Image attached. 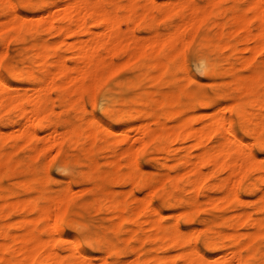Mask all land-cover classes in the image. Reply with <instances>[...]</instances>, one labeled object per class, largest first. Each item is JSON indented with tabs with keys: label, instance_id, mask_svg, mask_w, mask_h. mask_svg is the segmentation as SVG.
<instances>
[{
	"label": "bare ground",
	"instance_id": "bare-ground-1",
	"mask_svg": "<svg viewBox=\"0 0 264 264\" xmlns=\"http://www.w3.org/2000/svg\"><path fill=\"white\" fill-rule=\"evenodd\" d=\"M8 1L10 3L8 4L9 8L5 6L6 0H0L1 15L9 14V9L16 10V8L11 4V1ZM174 1H172V4H168V7L164 10V15H162L166 19H170L174 15L178 16L182 22L177 23V26L174 25L175 27H173V30L168 34L163 36L155 34L153 37L151 36L152 38H149L147 42L145 41V43H143L140 38L135 37L136 34L133 33H131V35L133 34L131 37L129 36L125 39L126 43L123 42L124 40L121 36L122 27L124 25L125 27L126 25H129L130 15L138 8V0H128V4L124 8L127 10V15L122 18L117 16L118 13L114 12V9L104 6L101 0H58L56 3L54 2V5L52 6L51 3L49 4L48 2H44L42 4L37 21L36 23L34 22L35 24H29L23 16L13 17L6 23L2 22L3 24L0 26V35H5L10 38L15 37L16 34H18V37L23 31L33 32L44 29L51 31L58 36L74 39L78 38V40H73L72 43L68 44L69 49L73 53L71 56L75 59L73 66H68L64 57L60 54V48L58 47L51 49L47 44H37L32 46L31 49L33 50L34 57L30 65H26L23 69L21 68L22 71L20 72L18 71L19 69H17V71H13L12 69L13 77H21V79L25 78L30 82L32 86L31 94L27 92L25 94L11 92V86L6 84L0 74V113L2 111L8 113L15 110L16 112H19L18 116L20 114L21 118L20 122H13L14 120L11 121V126L16 127V129H11V131L16 130V133H11L10 131V134H3L1 133L0 128V162L3 163L11 159L13 152H15V150H9V152L3 150L4 144L9 141L13 143V148H17L21 145L30 147L32 155L36 158L43 152L53 153V150H56L55 148L58 150L56 153H60L62 144L68 139L73 145L80 146L81 150L87 155L93 154V149L98 141H107L111 144L109 151L111 153L112 164H119L120 158L132 157V153H134V151L137 152V149H139L140 146L144 147L152 141L156 142L157 148L160 152L170 153L171 156L178 161V164L174 162L176 164L174 168H177V175L175 174L176 176L174 175L175 177H172L170 173L166 171L167 174L164 176H162L161 173H153L149 178L145 179L140 176L139 173L142 170L137 166V164H135V162V167L131 172L124 175L122 178L123 181H146L149 184H153L155 182L162 181L178 182L187 178L190 182L192 190L197 193L192 201L193 206H197L202 203L199 198V194L201 192V182L217 172H225L226 177L219 179L220 182L217 183V186L214 185L225 191L224 197H221L220 199L209 198L206 202L211 205L218 206L224 201L231 202L241 199L238 197L237 193H234L233 190V192H230V189H228L230 184L234 183L235 186L238 185L239 175L242 173L241 175L243 176L245 170L248 168L259 169L264 167L257 164L256 156L254 157L251 149L248 150L249 145H247V142H245L234 130L230 118L218 113L211 115L209 113H197L195 108L198 106L207 107L209 106V103L202 100L198 103L196 101L186 102L183 96L186 92L181 89V78L178 79L177 76L174 77V79H171L170 90L164 93L162 92L160 98L157 100H143L142 88L146 82L157 83L161 82L167 76H174L172 69L173 60L178 57L180 50L182 49L184 51L182 52L183 54H181L185 57L184 52L187 45L185 46L184 44L190 38V40H192V36L197 33L196 31H198L202 22L208 14L211 13L210 10L214 8L219 0H208V4L210 5L209 8L203 9L200 8V6L198 7V4L194 3V0ZM164 2L166 3V1ZM52 8H54L53 10L55 11V14L49 18L50 16H48V14ZM142 8L144 11L141 10L142 12L138 22L148 17L147 13L149 10H145L146 7ZM247 9L248 8H246V10ZM247 11L251 13V16L245 14L246 12L234 14L232 23L230 24L232 31H234L236 36L243 33L242 37L244 38L243 40H245L243 42L247 44L248 49H251V47L254 46V48L258 49V51L264 50V0H250L249 10ZM163 22L162 24H164ZM136 23L137 22L133 24L136 25ZM253 23L257 25V27L255 26L257 31L255 32L252 31ZM96 26L102 27L103 32H101L102 30H100L101 33L94 32L93 27ZM222 30L221 32H219V30V33L217 32L218 40H220V45L218 46L219 51L231 46V43L227 42L225 34ZM189 32L191 37L189 35V38L187 37L188 40L186 41V34ZM8 33H11L12 35L9 36ZM82 33H86L87 35H85L89 36V39L88 37L87 39L86 37L85 39L83 37V39H80L79 37ZM191 33L194 34L192 35ZM234 34L232 35L234 36ZM65 38L63 39V42H65ZM8 42L9 41H7V43ZM130 43L131 45H134V47L128 50V62L126 61V63L122 64V66L112 62H107L109 56L113 57L112 54L120 49L124 50ZM251 43L252 45H250ZM59 44L60 43H58V45ZM233 46H236V48L238 47L237 44H233ZM103 47L105 48V51H107V55L101 53V48ZM209 47V44L202 47V54L197 59L196 66L199 71H202L209 76H214V62H212L210 58ZM51 51L53 52L52 56ZM4 55H6V52L3 53L2 56L0 53V58L4 57ZM51 57L55 58V61L52 63L49 62V58ZM138 58H143L144 64L141 67L140 74L129 83L131 88L138 89L139 91V94L134 97L133 101L130 100L133 104L129 117L135 122L132 127L122 129L120 132H114L92 117L85 123L82 119V124H78L74 127L73 124L71 125L72 128L68 127L69 130L67 129L68 131L66 133H60L58 128L52 124V120H50V115L52 113L50 92L53 89L63 91L66 95L64 98L70 100L69 105L73 108H77L78 111L85 113L86 109L83 107L84 103L82 104V94L87 90H91V93L96 91L103 76L106 74L110 76L115 74L119 71V68L123 67L124 69V67L131 64L132 60L134 62ZM183 60L182 62H184ZM38 66L42 68L43 71L41 72H44L43 74L40 71V75L37 74L38 72L36 73ZM183 66L185 65L183 64ZM245 66H248V63H245ZM184 68H186V66ZM186 70L184 69V71ZM191 79L193 81V78L190 74H188L185 80L188 82L189 80L191 81ZM233 82L236 87L239 90L244 91V93H253L256 87L264 85V61L260 63V66L253 74L250 72V75L246 76L235 75ZM182 84L185 86L187 83L184 85L183 82ZM117 93L118 92L115 90H110L104 94L101 102V108L105 114L117 117L120 116L119 114H116V105L118 103V100H116ZM152 94L153 93H151V95ZM93 97L94 95L92 94L91 98ZM149 106L152 113L147 111ZM255 107H258L262 111L264 108L263 100L256 104L254 108ZM226 108H229V106ZM193 111L195 113L190 114ZM236 112L238 114L239 122L244 125L249 136H253L257 139L259 144L264 147V113H259V115L253 117V113H250L249 111L243 112V108L240 104L236 106ZM147 115L156 119V127L151 126V122H148L147 120ZM170 121L173 125H168V122ZM100 127L102 130L99 129ZM37 128L48 130V134L44 133V135L47 136L45 137L43 144L41 143L42 139L37 132ZM129 129H133L136 133L133 142L140 145L139 148L135 147L136 145L127 149L122 147L124 142L127 144L129 143L131 137V135H129L130 133H128ZM120 135L123 137H120ZM213 138L216 139V142L214 139L215 143H211V146L209 144ZM188 142L191 145H188ZM176 144H186L187 147L191 146L192 149L197 150L198 154L196 153V155H193L195 157L192 155L190 156L192 153L188 155L191 150H189V147L188 153H184V155H181V153L178 154V151L183 149L180 148L181 146L173 148V145ZM182 147H184V150L187 148L185 146ZM98 148L99 147H97V149ZM17 150H19V148H17L16 151ZM135 154L136 153H134V155ZM133 157L135 158V156ZM133 157L128 159V162L131 159L132 161L135 160ZM263 158L264 157H262V159ZM130 164L134 166L133 162ZM72 166V162L65 160L62 165V173L70 172ZM210 167L213 169L212 172H208L209 174H207L206 171V173H204L203 169ZM94 168L96 167L94 166ZM88 176V173H84L81 178L85 179ZM231 181L234 182L231 183ZM158 186H160V184ZM158 186L155 189H158ZM236 187L234 189L237 190ZM151 192L152 191L149 192L150 195H148V193L146 194L148 197L140 200L141 203L139 202L136 211H131L133 214H128V205L125 200H122L123 197L122 199H118L117 197L106 198L109 202V210L117 213V224L119 221H127L134 226L129 231L128 237L130 240L132 239L137 242L138 245L136 247L134 246L132 251L136 253L138 257L133 259V261L130 260V262L132 261L130 264H245L247 260L245 258L246 256L244 257L242 255L243 249H247L248 252H250L249 256L252 259L256 258L259 251L256 247L257 241L264 238V205L260 208L262 215L259 218H255L251 213L246 210H242L239 213H236V215L232 214L234 216V221L228 226L230 227L228 232L217 233L216 230L217 235L229 243V251H227L228 253L226 251V253L219 252L220 250L217 248V244L215 242L208 241L211 249L218 252L212 258V256L207 257L206 255H203L198 250L193 243L191 233L188 232V234L184 235V232H182L177 224L178 222H175V224L170 227L165 226L162 223L164 215L153 205L151 198L153 192ZM69 195L70 194L67 190L53 197H49L46 192H41L38 196L35 195L37 197L35 199L26 198L21 200L15 198L11 201H8L7 198L1 196L0 214L3 213L5 208H8L10 213L15 214V216L18 213L21 216L20 219L13 225L12 229L7 230L8 228H0V238L3 240L0 241V264H94V262L92 263L90 258L83 253L77 245L72 244L73 246H71L70 244L69 246L72 248H69V254L65 253V255L58 247V241L61 239L63 240L60 236L59 225L67 213L68 202L71 197ZM259 200L262 204H264V189L262 190ZM188 211L189 212L185 211V217L188 221H192V213L190 210ZM178 217L177 219H179ZM41 222L45 223V229L43 232L38 227ZM241 226H247V228L250 227L252 230L247 233H238L237 230ZM147 243L151 244L153 248L151 252H149L143 260H141L140 255L143 251L142 247ZM113 246L114 245L107 243L106 250L111 252L115 251L116 248ZM169 248L175 249L178 253H176V255L162 254L163 249L168 250ZM118 252L119 250L117 253ZM103 259H105V257ZM125 262H123V264H125ZM126 264H129V262H126Z\"/></svg>",
	"mask_w": 264,
	"mask_h": 264
},
{
	"label": "rangeland",
	"instance_id": "rangeland-1",
	"mask_svg": "<svg viewBox=\"0 0 264 264\" xmlns=\"http://www.w3.org/2000/svg\"><path fill=\"white\" fill-rule=\"evenodd\" d=\"M10 1L11 4L16 8V10L9 9V14H0V26L3 23L8 22L11 18L18 16L25 17L26 21L29 24H35L38 15L40 14L42 4L44 2H48L49 4L51 3L52 6L54 5V2L56 3L58 0ZM164 1H166V3ZM172 1L174 0H138V8L130 15L129 25H126V27L124 25L122 27L121 36L124 40L123 42L126 43L125 39L129 36L131 37L133 34H136L135 37L140 38L143 43H145V41L147 42L149 38H152L155 34L163 36L171 32L173 30V27H175L174 25L177 26V23L182 22L181 19L175 15L170 19H166L163 17L165 8L168 7V4H172ZM101 2L107 8L114 9V12L118 13L117 16H119V18L127 15V10H125L124 8L128 4V0H101ZM174 2H176V0ZM194 3L198 4L197 6H200V8L202 9L209 8L210 6L208 4V0H194ZM8 4L10 3L8 0H6L5 6L9 8ZM249 4L250 0H219L215 5L216 7L214 6V8L210 10L211 13L208 14V16L205 18V22H202L198 31H196L197 33L194 34V32V35L191 33L193 35L192 40H190L191 38L189 39L190 41L188 40L190 32L186 34V41L188 40L189 43L187 41L184 44L185 46L187 45L184 52L185 57H183L182 55V52L184 51L182 49L180 50V54L178 55V57L175 58L172 62L174 76H167L161 82L157 83L146 82L142 88V97L144 101L145 99L157 100L158 98H160L162 92L164 93L170 90L172 78L174 79V77L176 76L178 77V79L181 78V89L186 92L185 94H183L184 100L186 102L196 101L197 103L202 100L209 103V106L207 107L198 106L197 108H195V111L197 113H209L210 115L218 113L220 115H225L227 118H230L234 130L245 142H247V145L250 146V148L248 146V150L251 149L254 157L256 156L257 164L264 167V158L262 159V157H264V147H262L257 139H255L253 136H249L247 130H245L244 125L239 122L238 114L236 112V106L240 104L243 108V112L249 111L250 113H253V117L259 115V113H264V108L262 111L258 107L254 108V106L261 100H263L264 102V85L256 87L253 93H244V91L239 90L233 82L235 75L246 76L250 75V72L251 74H253L260 66V63L264 61V50L258 51V49L254 48V46H252L251 49H248L247 44L243 42L245 41L242 37L243 33L236 36V34H234V31H232L230 25L232 23L234 14L236 13L246 12L245 14L251 16V13L247 11L249 10ZM142 7H146L145 10L147 11L149 10L147 13L148 17L138 22L141 16V12L144 11ZM246 8L248 9L246 10ZM53 9L54 8L50 10V13L48 12V16H50L49 18H51L55 14V11ZM134 21L137 22L136 25L133 24L135 23ZM162 22L164 24H162ZM252 26V31H257V25L253 23ZM93 30L96 33H99L100 30H102L101 32H103V28L98 26L93 27ZM221 30L224 32L227 42L231 43V46L229 48L223 49L222 51H219L218 46L220 45V40H218L217 32H221ZM131 33L133 34L131 35ZM85 34L86 33H82L79 38L81 39L83 37L85 39L86 37L87 39L88 37L89 39V36H86L87 34ZM232 34H234V36ZM8 35L11 36L12 34L8 33ZM17 35L18 34H16V36L13 38L6 37L5 35H0L1 56L6 52V55L0 58V74L6 84L8 86H11V92H17L21 94H25L26 92L29 94L32 93V86L30 82L25 78L21 79V77H13L12 72L14 70L17 71V69H19L18 71L20 72L23 68L26 67V65H30L34 57L33 50L31 49L33 45L47 44L51 49L58 47L60 48L61 52L59 53L62 54L68 66L74 65L75 59L73 56H71L73 55V53L69 49L68 44L72 43L73 40L77 41L78 38H65L44 29L33 32L23 31L21 34H19L18 37ZM64 38L65 42H63ZM7 41L9 42L7 43ZM58 43L60 44L58 45ZM207 44H209L210 46V58L212 62H214V76H209L204 72L199 71L196 66V61L202 54V47ZM233 44H237L238 47H234ZM250 45H252V43ZM132 47H134V45H131L130 43L124 50L120 49L116 51L114 54H112L113 57H108L107 62H112L114 64L122 66V64H125L127 60L129 61V55L127 54L129 53L128 50ZM101 53L107 55V51H105L104 47L101 48ZM52 54L53 52L51 51V56ZM109 59H111L112 61ZM182 60L184 62H182ZM54 61V57L49 58V62L52 63ZM244 62L248 63V66H245ZM182 63L186 66V68H184L185 66H183ZM143 64V58H138L134 62L132 60L131 64L124 67V69L123 67L119 68V71H117L115 74L111 76L106 74L105 76H103L96 91L91 93V90H87L86 92H84L82 94V104L84 103L83 107L86 109L85 113L78 111L77 108L71 107L69 105L70 100L64 98L66 97V95L63 91L53 89L50 92L51 96L49 95L50 104H52V113L50 115L52 124L58 128L60 133H66L69 128H72L71 125L74 124V127L78 124H82V119L85 123L92 117L101 122L104 126H106V128L114 132H120L122 129H128L132 127L135 122L129 117V113L132 110V101L134 97L139 94V91L138 89L131 88L129 86V83L140 74ZM184 69H187L188 71H184ZM39 71H43L40 66H38V68L36 69V73L38 72V75H40ZM41 73L43 74L44 72ZM187 73L190 74V76L193 78V81L192 79L188 82L185 80L188 76ZM183 82L184 85L186 83L187 84L183 86ZM110 90H115L116 92H118L116 95V100H118V103L116 105V114L120 115L118 117L105 114L101 108L103 96ZM151 93L153 94L151 95ZM92 94L94 95V99L91 98ZM227 106H229V108H226ZM118 108L121 110H119ZM147 111L149 113H152L150 106L147 108ZM4 113V111L0 113L2 114L0 115L1 133L10 134L11 129H16L15 126H11V121L14 120L13 122H20V114L18 116L19 112H16L15 110H12L5 114ZM192 113L195 112L193 111L190 114ZM10 115L12 116V118ZM147 120L148 122H151L152 127H156V119L154 117L147 115ZM169 124L173 125L171 121L168 122V125ZM99 129L102 130L101 127ZM15 131L12 130L11 133ZM47 131L48 130L42 128H37V132L40 138L43 140H41L42 144L45 137L47 136L44 135V133L48 134ZM128 133H130L129 135H131L129 143L127 144L124 142L122 147L124 149H127L136 145L135 147L139 148L140 145L133 142L134 137L136 136L134 130L129 129ZM120 137L123 136L120 135ZM214 139L215 138L212 139L213 141L211 140L209 145L212 146L211 143L214 144L216 142V139L215 142ZM186 144H176L173 145V148L181 146L180 148H182L183 150L178 151V154L181 153V155H184V153H188V147L189 150L191 149L188 155L190 153H192L190 154V156L196 155V153L198 154L196 149H192L191 146L187 147ZM110 145L111 144L107 141H98L93 149V154L87 155L81 150L80 146L73 145L72 142L68 139L62 144L60 153H56V151L58 150L57 148H55L56 150H53V153L43 152L36 158L32 155L30 147L21 145L17 147L19 148V150L16 151L17 148L12 147V142H6L3 146V150L6 152H9V150H15L16 153L13 152L11 159L7 160L6 162H0V165L2 166H0V198L1 196H3L7 198L8 201H11L15 198L21 200L26 198L35 199L37 198L36 196H38L41 192H46L49 197H53L67 190L70 194L69 196L71 197L68 202L67 213L59 225L60 236L63 238V240L61 239L60 241H58V247L60 251L65 255V253L70 252L69 248H72L71 246L77 245L83 251V253H85L90 258L92 263L94 262V264H101L102 260V264H123V262L125 261L127 263L129 262L130 264L133 259L138 257L136 253L132 251L134 246L136 247L138 244L137 242H135V240L131 239V241L128 237L129 231L134 226L127 221H119V223L117 224V213L109 210V202L106 198L117 197L118 199H122L123 197L122 200H125L128 205V214H133V212L131 211H136L139 202L141 203L140 200L148 197V195H150L149 192L152 191L153 194L151 195V198L153 205L158 208L165 216H163L162 223L165 226L170 227L174 225L175 222H178L177 224L179 225L182 232H184V235L188 234V232L191 233L193 243L198 248V250L203 255H206L207 257L212 256V258L218 252L211 249L208 241L215 242L217 244V248L220 250L219 252L226 253L227 251H229V243L226 240L220 238L217 233L228 232L230 230V227L228 226L234 221V216L232 214L236 215V213H239L242 210H246L255 218H259L262 215L260 208L264 204H262L259 199L262 190L264 189V168H248L247 170H245L243 176L241 175V173V176L239 175L238 177L239 181L238 185H236L238 187L234 185V181H231V183L233 184H230L228 189H230V192L233 190L234 193H237L238 197L241 199H237L231 202L224 201L218 206L211 205L206 201H208L209 198L220 199L221 197H224L225 191L222 188H218L216 186L218 185L217 183L220 182L219 179H223V177H226V173L217 172L216 174L210 175L208 179L203 180V182H201L200 184L201 192L199 194V198L202 203L197 206H193L192 201L197 193L192 190L190 182L187 178H184L178 182L162 181L155 182L153 184H149L146 181H123L122 178L124 177V175L131 172L135 167V164H137V166L142 170L139 174L142 178L145 179L149 178L153 173H161L162 176H164L167 174L166 171L170 173L172 177H175L177 175V168L174 167L176 166V164H178V161L174 159L170 153L160 152L157 148L156 142L151 141L144 147L140 146L139 149L136 148L137 152L134 151L136 150L134 149L133 151L136 154L134 155V153H132V157L135 156V158L133 157L135 160L132 161L131 159V162H128V159L132 158L131 156L130 158H120V163L122 164L111 163L112 158L109 151ZM188 145L191 144L188 142ZM182 146H185L187 148H185L184 150V147ZM97 147L99 148L97 149ZM65 160L72 162L73 166L71 167L70 172L62 173V165L64 164ZM132 162L133 164L136 162L134 166L130 164ZM168 164H170L171 166ZM94 166L96 168H94ZM203 170L204 173H206L207 171V174H209L213 169L210 167L204 168ZM83 172L89 174V176L85 179L81 178L82 174H84ZM23 183L26 185H24ZM159 184L160 186H158ZM152 185L154 186V188ZM156 185L159 187L158 189H155L157 187ZM235 187L237 188V190L234 189ZM147 193L148 195L146 196ZM188 210H190L192 213V221H188L185 217V211L189 212ZM1 214L0 228H8L7 230L12 229L13 225L20 219L21 216L18 213L16 214V216L15 214L10 213L8 208H5V210ZM177 214H180L179 217ZM177 217L179 219H177ZM175 219H177L178 221ZM62 223L64 226L62 225ZM38 227L43 232L45 229V223H39ZM251 230L252 229L250 227L247 228V226H241L239 227L237 232L247 233L251 232ZM259 240V243L257 241L256 245L259 251L255 259H252L249 256L250 252H248L247 249L242 250V255L244 257L246 256L245 258L247 260L245 264H264V238ZM0 241L3 240L0 238ZM107 243L114 245L113 247H115L116 250L113 252L106 250ZM70 244L71 246H69ZM152 248L153 247L151 244H144V246L142 247L143 251L140 255L141 260H143L146 255L151 252ZM118 250L119 254L117 253ZM176 253L178 252L172 248H169L168 250H162V254L165 255H176ZM103 256L105 257V259H103ZM130 260L132 261L130 262Z\"/></svg>",
	"mask_w": 264,
	"mask_h": 264
}]
</instances>
